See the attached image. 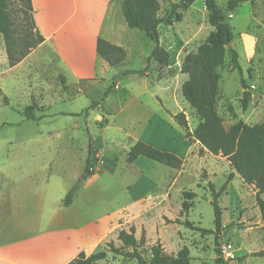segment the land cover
<instances>
[{
	"label": "rangeland",
	"instance_id": "obj_1",
	"mask_svg": "<svg viewBox=\"0 0 264 264\" xmlns=\"http://www.w3.org/2000/svg\"><path fill=\"white\" fill-rule=\"evenodd\" d=\"M158 1L161 5V18L168 17L172 5L181 2V0ZM228 1L216 0V3L226 14L228 22L233 28L232 48L239 54V64L247 89L242 88L241 73L234 69L231 55L226 52L224 64L216 70L219 76L216 112L227 129L239 122L250 126L264 123V0L245 3L234 12L227 11ZM119 4L113 8L112 15L117 16L121 21L116 23L115 29L123 38L126 50L129 53V59L128 62L122 63L116 68H123L120 73H129L131 70L135 72L134 75H126L121 78L120 82L124 80L137 81L135 85L138 86L139 90H143L139 91L137 89V91L145 93L146 82L143 80L150 83L153 81V84L158 80V93L160 96L162 95L166 108L171 112L184 113L190 129L197 127L200 123L199 117L183 97L179 74L186 56L196 54L216 31L210 24L209 13L205 8V0H198L187 11H184L181 22L172 26L163 24L160 27V46L169 56L167 60L160 55L153 56V66L150 62L147 65H144V63L146 54L155 46V43L139 30L128 28L123 15L122 0ZM18 10L19 6L16 1L12 2L11 11L17 14ZM4 64H6V60L0 58V71L4 78L2 89L8 98V103L5 104L3 98L0 97V169L14 167L17 163L32 159L50 163L52 169L49 174L52 178H55L61 176L60 173L56 175L55 172H60L56 168H59L62 163L72 167L74 173L82 165L85 166L88 152L86 132L82 130L79 132L74 131V134L69 136L68 140H73L75 144L66 146L63 149L54 150L43 145V142H57L59 140L55 133L57 125L67 124V121L49 119L46 116L52 113L47 107L48 103L55 97L54 85L58 88L62 86L60 78H54V80L49 78L55 77L53 68L47 66V69H45L43 76L48 77L49 75V77L46 83L45 81L42 82L43 86L41 87H35L31 84L34 81V76L30 75L28 78L30 83L27 81L26 86H24V81L20 80L14 87H11L10 76L16 77V72L8 76L9 68ZM113 70L111 68L109 75L113 73ZM139 71H143V74H137ZM148 76H151L150 79L144 78ZM186 76L189 79V76ZM102 81V79L95 81L101 82L99 86L93 84L95 82L81 84L80 87L85 90L95 87L99 91L92 93L91 97L80 98L75 104L73 103L74 106L87 107L89 104L87 102L95 100V107L92 110H97L102 104L104 94L109 89L108 84ZM110 85V90H112V84ZM72 88V91H74V87ZM245 92L248 94L249 99L247 109L243 108ZM65 93L62 92L63 97ZM113 96V93L110 94V98ZM28 98L30 99L29 105L32 104V101L36 102L35 113L39 119L37 122L28 121L24 116L29 102ZM101 113L102 110L93 113L91 110H84L82 113L84 119L92 114L88 120V126L98 150L99 163L94 176H98L99 180L98 187L94 189L93 198L117 207L116 211L108 213V218L118 217L139 226V239L143 233L146 236L145 229L140 227L141 224L145 225L148 231V243L139 250L143 258L150 262L151 249L157 244L156 238L160 236L166 246L164 248V245H162L164 257L171 263L177 264V254L186 246L190 249L192 264H264V258L252 257L253 253L264 250V227L260 229L258 224L260 221L263 223L264 221L255 200L249 197L243 200L242 206L239 205L238 200L241 195L239 180L229 183V188L227 186L226 192L221 195L219 205L227 228L223 229L219 236L216 233L210 186L219 191L227 183L230 171L225 169L218 179L205 186L202 184L203 181L199 182L197 178L176 177L169 198L168 194L166 196L165 193L166 187L169 188L166 183L170 180L169 174L173 172L166 166L143 159L150 165L149 167L141 166L144 168V170L142 169L143 172L149 179L159 181L162 188L150 195L147 202L143 204H148L152 200V206L140 209L137 204L135 205V201L129 192L130 188L135 186L140 179V173L129 170L130 168L126 167V160H122L126 153L125 145L118 141H105L103 132L106 130L109 120L105 115L108 114L106 112H103L102 117L98 119ZM102 124L104 128L101 127ZM76 146L80 148L79 151ZM153 166L155 169H152ZM184 192H193L197 195L194 200V208L188 214H182V194ZM25 207L27 209L23 217L30 219L38 217L39 213L34 210L33 204L26 203ZM52 210H47L45 214L47 216L54 215ZM97 216H101V214H97ZM165 217L172 219L170 220L172 223H166ZM177 220L180 221V225L175 224ZM188 222L192 225V228L184 225ZM6 231L10 232V235L13 234V231L8 228H6ZM112 243L116 249L123 253L132 252V249H123L120 242ZM108 244L100 251L107 252V258L101 264H138L133 259L111 252ZM228 245H231L232 249L226 251L225 247Z\"/></svg>",
	"mask_w": 264,
	"mask_h": 264
},
{
	"label": "crops",
	"instance_id": "obj_2",
	"mask_svg": "<svg viewBox=\"0 0 264 264\" xmlns=\"http://www.w3.org/2000/svg\"><path fill=\"white\" fill-rule=\"evenodd\" d=\"M119 3L121 0H32L33 18L45 42L13 68L9 67L3 37L0 36V58L6 60L4 65L9 68L8 76L16 72V77L10 76L11 87L20 80H23L26 86L27 81L30 83L29 75L34 76L31 83L33 86H43L42 82L46 83L49 77L43 76L47 66H51L55 73V77H49L51 80L65 78V83L61 82L62 86L59 88L54 85L55 97L47 107L52 113L46 116L49 119L67 121V124L57 125L55 129L59 138L57 142H43V145L54 150L63 149L75 144L73 140L69 141L68 137L73 135L74 131L82 130L88 137L87 162L89 137L94 140L88 126L92 114L84 119L82 113L94 105L95 100L87 102L89 103L87 107H75L74 104L80 98L91 97L92 93L99 91L95 87L85 90L80 87L81 84L102 79V82L108 84L109 89L104 94L101 106L94 111L102 110V113H108L105 114L109 123L103 132L104 139L125 145L126 153L122 160H126L127 163V155L131 148L138 142H143L158 150L173 153L184 162L181 172L170 168L173 173L168 176L170 180L166 183V186L169 185L165 190L166 196L168 194L170 198L176 177L197 178L199 182L203 181L202 184L205 186L212 184L226 169L230 171V175H234L233 181L239 180L241 186L239 205L242 206L243 200L249 197L257 203L256 188L246 185L226 159L210 154L197 141L185 139L183 129L173 118L179 113L167 109L162 95L158 93V80L154 84L153 81L150 83L143 80L146 82L145 93L137 91L138 86L135 85L137 81L134 80L113 83L123 68L110 67L102 60L98 55L97 45L98 39L101 38L126 50L122 36L115 29L116 23L121 21L112 15L113 8L117 4L120 5ZM154 49L155 46L146 54L144 65L149 62L154 65L152 59ZM126 54L124 64L129 59L127 50ZM111 68L114 70L109 75ZM3 79L0 71L1 89ZM179 80L183 85L188 77L180 73ZM100 83L93 84L99 86ZM2 91L4 93L3 89ZM63 91L66 92L64 97ZM112 93L114 96L110 98ZM37 103L39 104V101ZM29 104L30 99L27 107ZM102 113L98 119L102 117ZM195 129L196 127L191 128V132ZM77 146L76 149L79 151L80 148ZM143 159L145 158L140 157L134 164L126 165L129 170L140 173V179L129 191L135 205L137 204L140 209L152 206V200L148 204H143L150 195L162 188L159 181L149 179L143 172L144 168L141 166H150ZM85 166L82 165L74 173L72 167L62 163L56 168L60 172H55L61 176L55 178L49 174L52 169L50 163L32 159L17 163L14 167L0 169V264H70L81 254L90 257L99 253L108 243L119 242V233L123 230L129 231L131 227H135L136 238L139 239L140 230L135 223L118 217L108 218V213L116 211V206L94 200L93 192L98 187V176L88 179L73 203L69 207H64L68 192L81 178ZM260 198L264 202V192L260 193ZM26 203L34 205V210L39 213L38 217L33 219L23 217L27 209ZM47 210L54 211V215L47 216L45 214ZM168 218L165 217L164 220ZM129 224L131 225L128 226ZM222 224L223 229H226L223 213ZM258 224L260 229L264 227L262 221ZM140 227L145 229L148 243V231L144 224ZM6 228L12 230L13 234L10 235ZM156 242L166 247L162 237L158 236Z\"/></svg>",
	"mask_w": 264,
	"mask_h": 264
},
{
	"label": "trees",
	"instance_id": "obj_3",
	"mask_svg": "<svg viewBox=\"0 0 264 264\" xmlns=\"http://www.w3.org/2000/svg\"><path fill=\"white\" fill-rule=\"evenodd\" d=\"M14 1L19 6L17 14L11 11V3ZM197 1L181 0L179 4L172 5V10L166 18L160 17L161 5L158 0H122V9L128 28L139 30L155 43L152 57L160 55L167 60L169 55L160 46V27L163 24L172 26L181 22L183 20V12L187 11ZM256 1L229 0L227 11L234 12L245 3H254ZM205 8L209 13L210 24L216 31L210 36L207 43L200 47L196 54L186 56L181 68V73L189 76L188 81L182 85L183 97L197 113L200 123L191 132L189 122L184 113H179L173 118L185 132L184 137L186 140L197 141L210 154L226 159L232 170L240 176L246 185L256 188L258 191L256 201L264 221V202L260 198V193L264 192V123L250 126L239 122L227 129L223 124V120L217 114L219 76L216 70L224 64L226 52L231 55L234 69L241 73L242 88L246 90L247 85L242 77L239 54L232 47L229 49V45H232L234 40V32L226 14L218 6L216 0H205ZM33 12L32 0H0V34L3 37L10 68L17 66L45 42L44 37L36 27ZM97 52L100 58L110 67L121 65L127 58L123 48L112 45L101 38L98 39ZM132 74L134 75L135 72L119 73L114 78L113 83L116 84L120 82L121 78ZM137 74L142 75L143 71H139ZM60 78L64 84L65 78ZM0 97L3 98L5 104L8 103V98L4 95L1 86ZM244 97L243 108L247 109L249 99L246 92ZM93 107L95 105H92L87 111L92 110ZM24 116L28 121H39L36 117L34 102L26 107ZM101 127H103V124ZM89 143V155L85 170L75 186L68 192L64 200V207H69L73 203L83 184L96 173V167L99 163L98 150L91 136L89 137ZM140 157L173 170H181L184 165V162L175 154L158 150L143 142H138L131 148L127 155V163L132 165ZM233 179L234 175L231 174L227 183L219 191L210 186L213 198L212 206L215 213V230L218 236L223 231L222 210L219 201ZM182 196V214H188L194 208V200L197 195L193 192H184ZM165 221L166 223H172L168 219H165ZM175 224L180 225V221H175ZM184 225L192 228L189 222ZM118 241L122 244L123 249H132V252L123 253L116 249L113 243H109L108 246L111 252L133 259L138 264H175L164 257V250L160 243L152 247L150 262L143 258L139 250L146 245L147 239L145 233L142 234L140 239H137L135 227H131L129 231H121ZM252 257L264 258V251L254 253ZM106 258V251L90 257L81 254L70 264H101ZM177 264H192L188 247L185 246L177 254Z\"/></svg>",
	"mask_w": 264,
	"mask_h": 264
},
{
	"label": "built area",
	"instance_id": "obj_4",
	"mask_svg": "<svg viewBox=\"0 0 264 264\" xmlns=\"http://www.w3.org/2000/svg\"><path fill=\"white\" fill-rule=\"evenodd\" d=\"M232 249V246L231 245H228L227 247H225V250H231Z\"/></svg>",
	"mask_w": 264,
	"mask_h": 264
},
{
	"label": "water",
	"instance_id": "obj_5",
	"mask_svg": "<svg viewBox=\"0 0 264 264\" xmlns=\"http://www.w3.org/2000/svg\"><path fill=\"white\" fill-rule=\"evenodd\" d=\"M232 45H229V49H231Z\"/></svg>",
	"mask_w": 264,
	"mask_h": 264
}]
</instances>
